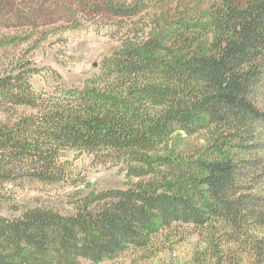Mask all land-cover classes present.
Here are the masks:
<instances>
[{"label":"trees","instance_id":"16d2710c","mask_svg":"<svg viewBox=\"0 0 264 264\" xmlns=\"http://www.w3.org/2000/svg\"><path fill=\"white\" fill-rule=\"evenodd\" d=\"M145 1L161 6L81 87L37 92L30 61L0 72V203L11 183L69 182L68 151L126 160L130 180L73 193L69 215L12 205L21 214L0 215V264L99 263L183 225L221 226L219 238L254 241L264 259V171L245 156L264 150V0ZM100 4L95 14L120 19L147 12ZM179 133L211 140L185 157L169 148Z\"/></svg>","mask_w":264,"mask_h":264},{"label":"rangeland","instance_id":"374dc122","mask_svg":"<svg viewBox=\"0 0 264 264\" xmlns=\"http://www.w3.org/2000/svg\"><path fill=\"white\" fill-rule=\"evenodd\" d=\"M103 1L0 0V72L14 63L30 61L40 69L31 80L37 92L52 91L60 84L81 87L99 72L104 58L121 47L124 36L143 29L161 6L145 0H108L126 6L144 3L147 7V12L133 19H120L104 12L94 13L92 9ZM210 140L208 133L191 137L179 133L169 141V148L190 157L205 149ZM245 156L248 159L256 156L264 171V150ZM62 161L72 174L69 182L33 183L28 187L11 183L7 190L13 199L0 203V215L18 217L21 211L12 210L14 204L21 208L41 205L69 215L74 213L73 193L127 189L130 182L126 160L103 163L85 152L68 151ZM255 182L264 183L259 177ZM262 195L264 203V187ZM217 227L183 225L160 234L145 248L131 247L99 263L83 264H264L261 254L252 249L254 241L227 243L224 236L219 238L222 227ZM254 235L264 238V229Z\"/></svg>","mask_w":264,"mask_h":264}]
</instances>
